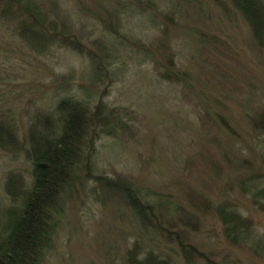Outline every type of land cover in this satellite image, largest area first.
I'll list each match as a JSON object with an SVG mask.
<instances>
[{"label": "rangeland", "instance_id": "rangeland-1", "mask_svg": "<svg viewBox=\"0 0 264 264\" xmlns=\"http://www.w3.org/2000/svg\"><path fill=\"white\" fill-rule=\"evenodd\" d=\"M16 1L38 23L25 42L24 8L8 2L0 18V125L19 146L0 148V219L7 178L15 192L30 182L28 128L48 134L64 97L100 124L42 264H264V32L257 44L232 0ZM96 176L136 187L154 210Z\"/></svg>", "mask_w": 264, "mask_h": 264}, {"label": "trees", "instance_id": "trees-1", "mask_svg": "<svg viewBox=\"0 0 264 264\" xmlns=\"http://www.w3.org/2000/svg\"><path fill=\"white\" fill-rule=\"evenodd\" d=\"M11 1L19 6V10L24 8L22 14L26 18L22 22L20 34L27 42L24 31L38 23L36 13L21 7L16 0H0V18L8 17L10 10L7 4ZM232 1L244 22L249 26L252 38L259 44L261 34L264 32L262 0ZM34 8L37 9V7ZM44 15L47 17L48 14L44 13ZM56 31L50 34L51 37L59 38L62 32H65L64 28ZM42 41H44L41 42L43 47L50 39ZM54 110L56 113L55 120L52 121L54 125L48 134H39L32 128L27 130V146L23 147V155L31 167L30 182L23 187L20 185L21 189L15 192L14 187L19 180L9 176L5 181L6 192L10 195V204L5 216L0 219V264H42L46 254L52 248L66 200L74 188L81 185L83 178L90 175L93 137L96 129L100 127L97 111H90L84 100L70 97L57 101ZM0 127L3 130L0 134V148L8 145L18 149L12 127L9 125L6 128L3 125ZM94 180L105 188L121 190L123 196L136 209L141 211L146 209L148 212L154 210L136 187L105 177L96 176ZM217 214L219 218L222 216L219 212ZM229 216L239 219L240 215L230 208ZM152 218L154 228L158 231L156 232L168 238H174L182 254L196 252L191 246L188 250L187 244L179 238L180 234L171 231L163 224L170 223L171 218L162 216H152ZM220 219L224 236L229 238L231 226L226 229L224 220ZM147 256L146 253L137 257L135 261L143 263L148 260Z\"/></svg>", "mask_w": 264, "mask_h": 264}]
</instances>
